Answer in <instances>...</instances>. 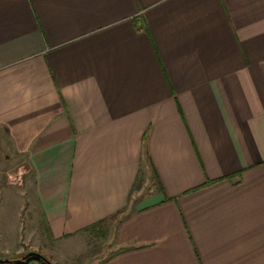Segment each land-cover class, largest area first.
<instances>
[{"label": "crops", "instance_id": "1", "mask_svg": "<svg viewBox=\"0 0 264 264\" xmlns=\"http://www.w3.org/2000/svg\"><path fill=\"white\" fill-rule=\"evenodd\" d=\"M31 251L264 264V0H0V258Z\"/></svg>", "mask_w": 264, "mask_h": 264}, {"label": "rangeland", "instance_id": "2", "mask_svg": "<svg viewBox=\"0 0 264 264\" xmlns=\"http://www.w3.org/2000/svg\"><path fill=\"white\" fill-rule=\"evenodd\" d=\"M27 214V213H26ZM23 219L22 221H25L26 223V227L28 226L27 225V222H28V218L26 215L22 216ZM89 238L87 239L88 241H85L84 245L87 244L88 242V247L87 246L85 248H82L80 250V255H81V258H87L89 257V255H92V257H99V258H103V256H108L109 255V249L105 246L104 242H103V232L100 231L97 235L92 234L90 233L89 235ZM60 251V250H59ZM32 252V251H31ZM35 252H38V251H35ZM29 253V252H28ZM40 254H42L43 256H45L48 260H50L51 262L53 261L52 259H54L55 261H57V259L51 255V254H46L47 252H45V254L39 252ZM18 258H22V256L20 255V257H16V258H13V259H18ZM65 261H64V264H72L74 261L71 260L72 258L69 257V259H66L64 258ZM61 262H62V257H61ZM54 263V261H53Z\"/></svg>", "mask_w": 264, "mask_h": 264}, {"label": "water", "instance_id": "3", "mask_svg": "<svg viewBox=\"0 0 264 264\" xmlns=\"http://www.w3.org/2000/svg\"><path fill=\"white\" fill-rule=\"evenodd\" d=\"M37 257V258H41L42 260H44L46 262V264H53L50 260H48L45 256H43L42 254H40L39 252H29L27 254H24L22 256V258H18V259H4V258H0V264H6V263H12V262H19L22 261L24 259H27L29 257Z\"/></svg>", "mask_w": 264, "mask_h": 264}, {"label": "trees", "instance_id": "4", "mask_svg": "<svg viewBox=\"0 0 264 264\" xmlns=\"http://www.w3.org/2000/svg\"><path fill=\"white\" fill-rule=\"evenodd\" d=\"M34 260V259H38V260H40V261H42L44 264H46V262L44 261V260H42L41 258H37V257H29V258H27V259H24V260H22V261H19V262H12V263H6V264H26L28 261H30V260ZM48 264V263H47Z\"/></svg>", "mask_w": 264, "mask_h": 264}]
</instances>
